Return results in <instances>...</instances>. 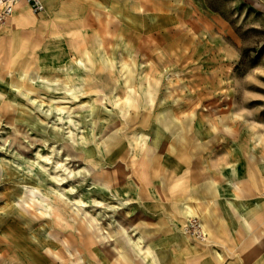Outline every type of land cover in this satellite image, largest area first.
<instances>
[{
  "label": "rangeland",
  "instance_id": "rangeland-1",
  "mask_svg": "<svg viewBox=\"0 0 264 264\" xmlns=\"http://www.w3.org/2000/svg\"><path fill=\"white\" fill-rule=\"evenodd\" d=\"M20 3L0 264H264V0Z\"/></svg>",
  "mask_w": 264,
  "mask_h": 264
},
{
  "label": "built area",
  "instance_id": "built-area-1",
  "mask_svg": "<svg viewBox=\"0 0 264 264\" xmlns=\"http://www.w3.org/2000/svg\"><path fill=\"white\" fill-rule=\"evenodd\" d=\"M21 1H26L33 13L38 14L45 11L43 0H0V25H3L12 18L17 5ZM187 226L192 233H202L201 224L196 218H191Z\"/></svg>",
  "mask_w": 264,
  "mask_h": 264
},
{
  "label": "bare ground",
  "instance_id": "bare-ground-1",
  "mask_svg": "<svg viewBox=\"0 0 264 264\" xmlns=\"http://www.w3.org/2000/svg\"><path fill=\"white\" fill-rule=\"evenodd\" d=\"M103 1H104V0H103ZM112 1H113V0H112ZM114 2H115V1H114ZM114 2H113V3H114ZM136 2H137V1H136ZM114 4H115V3H114ZM131 4H133V3H131ZM134 4H135V2H134ZM87 5H88V4H87ZM103 5H104V4H103ZM115 5H116V4H115ZM136 5H137V4H136ZM88 6H89V5H88ZM112 6H113V5H112ZM118 6H119V5H118ZM124 6H125V5H124ZM166 6H167V5H166ZM91 7H92V6H91ZM104 7H105V6H104ZM115 8H116V7H115ZM131 8H132V7H131ZM184 8H185V7H184ZM89 9H90V8H89ZM93 9H94V8H93ZM116 9H117V8H116ZM24 10H25V9H24ZM111 10H112V8L110 9V11H111ZM119 10H120V9H119ZM137 10H138V9H137ZM137 10H136V11H137ZM22 11H23V10H22ZM22 11H20V12L22 13ZM48 11H49V10H48ZM120 11H121V10H120ZM120 11H118V12H120ZM143 11H144V10H143ZM183 11H184V10H183ZM137 12H138V11H137ZM46 13H47V12H46ZM94 13H95V12H94ZM125 13H126V12H125ZM55 14H56V13H55ZM110 14H111V13H110ZM119 14H120V13H119ZM26 15H27V14H26ZM44 15H45V14H44ZM85 15H86V14H85ZM94 15H95V14H94ZM179 15H180V14H179ZM36 16H37V15H36ZM56 16H57V15H56ZM95 16H96V15H95ZM115 16H117L116 13H115ZM139 16H140V15H139ZM22 17H23V14L20 15L19 18L22 19ZM51 17H52V16H51ZM119 17H120V16H119ZM19 18H18V19H19ZM34 18H35V17H34ZM37 18H38V17H37ZM72 18H74V17H72ZM79 18H80V17H79ZM79 18H78V19H79ZM124 18H125V17H124ZM170 18H171V17H170ZM18 19H17V20H18ZM41 19H42V18H41ZM82 19H83V18H82ZM85 19H86V18H85ZM90 19H91V18H90ZM96 19H97V18H96ZM121 19H122V18H121ZM142 19H143V18H142ZM42 20H43V19H42ZM97 20H98V19H97ZM122 20H123V19H122ZM133 20H134V19H133ZM107 21H108V20H107ZM137 21H138V20H137ZM179 21H180V20H179ZM124 22H125V21H124ZM126 22L128 23V21H126ZM142 22H143V21H142ZM176 22H177V21H176ZM118 23H119V22H118ZM122 23H123V21H122ZM129 23H130V22H129ZM134 23H135V21H134ZM119 24H120V23H119ZM97 25H98V24H97ZM145 25H146V24H145ZM116 27H117V24H116ZM104 28H105V27H104ZM141 29H142V28H141ZM10 30H11V29H10ZM48 30H49V29H48ZM108 30H109V28H108ZM146 30H147V29H146ZM11 31H12V30H11ZM164 32H165V31H164ZM166 33H167V32H166ZM47 34H48V33H47ZM99 34H100V33H99ZM7 35H8V34H7ZM114 35H115V34H114ZM58 36H59V35H58ZM58 36H57V37H58ZM103 36H104V35H103ZM103 36H102V37H103ZM161 36H164V35L161 33ZM166 37H167V36H166ZM166 37H165V38H166ZM53 38H54V37H53ZM51 39H52V38H51ZM59 39H60V38H59ZM59 39H58V40H59ZM141 39H142V38H141ZM68 40H69V39H68ZM47 41H48V40H47ZM114 43H115V42H114ZM42 45H43V44H42ZM30 46H31V45H30ZM61 46H62V45H61ZM109 46H110V45H109ZM31 47H33V46H31ZM46 47H47V46H46ZM32 49H33V48H32ZM32 49H31V50H32ZM107 49H109V47H108ZM155 50H156V49H155ZM37 51H38V50H37ZM149 52H151V51H149ZM34 53H35V52H34ZM155 53H156V52H155ZM38 54H39V53H38ZM39 55H40V54H39ZM35 56H36V55H35ZM33 58H34V57H33ZM129 58H130V57H129ZM148 59H149V58H148ZM33 60H34V59H33ZM39 61H40V60H39ZM135 61H136V60H135ZM135 61H134V63H135ZM45 62H46V61H45ZM66 62H67V58H66ZM66 62H65V63H66ZM146 62H147V61H146ZM42 63H43V62H42ZM42 63H41V64H42ZM116 63H117V62H116ZM29 64H30V63H29ZM133 66H134V65H133ZM36 70H37V69H36ZM9 71H10V70H9ZM25 71H26V70H25ZM39 71H40V70H39ZM67 71H68V70H67ZM12 72H13V71H12ZM72 72H73V71H72ZM64 74H65V73H64ZM66 74H67V73H66ZM68 74H69V73H68ZM70 75H71V74H70ZM156 130H157V129H156ZM158 130H159V129H158ZM156 132H157V131H156ZM160 133H161V132H160ZM158 136H159V135H158ZM164 137H165V136H164ZM210 137H211V136H210ZM166 138H167V137H166ZM168 138H170V137L168 136ZM205 149H206V148H205ZM88 152H89V150H88ZM244 152H245V151H244ZM256 152H257V151H256ZM258 153H259V152H258ZM250 155H252V154H250ZM250 155H249V156H250ZM240 157H241V156H240ZM250 157H251V156H250ZM252 159H253V158H252ZM242 160H243V159H242ZM237 161H238V159H237ZM237 161H236V162H237ZM236 165H237V164H236ZM236 165H235V166H236ZM263 165H264V164H263ZM244 166H245V164H244ZM231 169H232V168H231ZM245 171H246V170H245ZM174 173H175V172H174ZM228 175H229V174H228ZM227 179H228V178H227ZM263 181H264V179H263ZM116 187H117V186H116ZM205 190H206V189H205ZM219 190H220V189H219ZM227 190H228V189H227ZM163 192H164V190H163ZM218 192H219V191H218ZM167 193H168V192H167ZM133 194H134V193H133ZM168 196H169V195H168ZM155 197H156V196H155ZM139 198H140V197H139ZM174 198H175V197H174ZM221 198H222V197H221ZM123 199H124V198H123ZM122 201L124 202V200H122ZM140 201H141V199H140ZM142 201H143V200H142ZM156 201H158V200H156ZM84 204H85V203H84ZM124 204H126V203H124ZM141 204H142V203H141ZM181 205H182V204H181ZM84 207H85V206H84ZM225 207H226V206H225ZM203 214H204V213H203ZM205 218H206V217H205ZM207 224H208V223H207ZM207 227H208V225H206V228H207ZM16 228H17V227H16ZM210 228H211V227H210ZM208 230H209V228H208ZM227 230H228V229H227ZM184 233H185V232H184ZM213 234H214V233L212 232V235H213ZM214 235H215V234H214ZM7 236H8V235H7ZM8 237H9V236H8ZM41 237H42V236H41ZM185 237H186V236H185ZM205 240H206V239H205ZM208 241H209V240H208ZM208 241H207V242H208ZM214 242H215V241H214ZM199 243H200V242H199ZM209 243H210V241H209ZM221 243H222V242H221ZM200 244H201V243H200ZM230 244H233V243H230ZM237 244H238V243H237ZM235 245H236V244H235ZM201 247H202V246H201ZM211 248H213V247H211ZM235 248H236V247H235ZM240 248H241V247H240ZM43 249H44V248H43ZM91 250H92V249H91ZM216 250H217V249H216ZM42 251H43V250H42ZM242 251H243V250H242ZM99 253H100V252H99ZM181 253H182V252H181ZM218 253H219V252H218ZM231 253H232V252H231ZM231 253H230V254H231ZM183 254H184V253H183ZM185 254H186V253H185ZM236 254H237V253H236ZM99 255H100V254H99ZM176 255H177V254H176ZM232 255H233V254H232ZM96 256H97V255H96ZM96 256H95V257H96ZM174 257H175V256H174ZM219 257H220V256H219ZM33 258H34V257H32V259H33ZM47 258H48V257H47ZM50 258H51V257H50ZM50 258H49V259H50ZM100 258H101V256H100ZM183 258H185V257H183ZM222 258H223V257H222ZM37 259H38V258H37ZM101 260H102V259H101ZM178 260H179V259H178ZM181 260H182V259H181ZM20 261H21V260H20ZM34 261H35V259H34ZM35 262H36V261H35ZM222 262H223V261H222ZM42 263H43V262H42ZM17 264H18V263H17ZM44 264H45V263H44Z\"/></svg>",
  "mask_w": 264,
  "mask_h": 264
},
{
  "label": "crops",
  "instance_id": "crops-1",
  "mask_svg": "<svg viewBox=\"0 0 264 264\" xmlns=\"http://www.w3.org/2000/svg\"><path fill=\"white\" fill-rule=\"evenodd\" d=\"M43 2L45 4V8H47V10H48L49 8L50 9L54 8L58 4L59 0H43ZM21 5H22V7H24V6L29 7V5L27 4L26 1H22L19 6H21ZM29 9H30V7H29ZM18 20H20V18ZM263 186H264V181L262 180L261 182H259L257 184V187H256V189L258 190L257 192H259V191L261 192Z\"/></svg>",
  "mask_w": 264,
  "mask_h": 264
}]
</instances>
